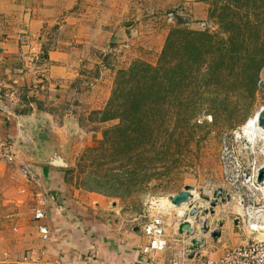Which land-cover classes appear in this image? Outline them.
Segmentation results:
<instances>
[{"label":"rangeland","instance_id":"obj_1","mask_svg":"<svg viewBox=\"0 0 264 264\" xmlns=\"http://www.w3.org/2000/svg\"><path fill=\"white\" fill-rule=\"evenodd\" d=\"M209 1L43 5L53 11L42 30L44 48L64 55L73 91L79 89L80 130L71 134L78 141L68 146L77 147V157L66 172L67 185L78 197L103 198L107 213L128 231L147 222L148 198L171 200L187 186L194 188L191 204L198 211L209 209L219 188L231 196L223 204H229L230 219L248 207L264 210V194L257 191L264 188L257 181L264 144L253 149L242 135L246 121L264 107V0ZM175 68L185 71L178 88L171 79ZM138 80L140 94L150 89L142 106L152 120L147 112L139 121L127 111L140 96L131 94ZM138 126V135H129ZM40 194L45 196L38 179L0 164V264H17L32 253L26 242L36 240L33 214ZM177 213L166 216L178 219ZM192 223L190 240L203 235Z\"/></svg>","mask_w":264,"mask_h":264},{"label":"crops","instance_id":"obj_2","mask_svg":"<svg viewBox=\"0 0 264 264\" xmlns=\"http://www.w3.org/2000/svg\"><path fill=\"white\" fill-rule=\"evenodd\" d=\"M46 3L47 0H0V135L21 152L30 146L33 151L37 146L32 144H39L43 136L77 144L78 137L71 134L80 130L79 103L75 98L79 89L73 91V75L62 64L64 55L46 50L43 45L42 30L53 15L51 9L43 6ZM21 163L40 181L50 200L46 218L33 222L36 240L26 242L28 250L33 251L24 254L37 256L44 252L45 263L60 259L64 264H169L172 251L144 254L142 247L147 240L140 227L131 231L124 228L116 214L107 213L109 206L103 198L91 194L81 198L78 191H70L65 179L68 170L34 163L26 157ZM227 209L229 204L218 205L214 217L209 219L211 223L208 221L212 231L224 222L216 241L209 235L194 236L196 240L206 239L196 251L202 257L217 258L225 249L244 247L261 239L245 225L247 209L241 217L232 219L227 216ZM171 217L166 220L167 244L176 250L187 249L190 239L177 234L178 219ZM39 225L48 228V243L41 240ZM26 238L33 239L28 231Z\"/></svg>","mask_w":264,"mask_h":264},{"label":"built area","instance_id":"obj_3","mask_svg":"<svg viewBox=\"0 0 264 264\" xmlns=\"http://www.w3.org/2000/svg\"><path fill=\"white\" fill-rule=\"evenodd\" d=\"M0 164L16 166L24 177H29L30 175L29 169L20 165L15 144L1 135ZM37 198V206L33 214V219L35 222H40L47 216V208L50 200L41 194L38 195ZM147 203L148 212L150 214L147 222L141 228V232L147 240V244L142 247V252L144 254L151 255L170 249L172 252L169 264H264V220L262 218L249 216L248 214H246L245 217V225H247L252 233L261 235V239H256L253 243L244 247L226 249L223 254L217 258H205L196 252L194 258L190 259V252L188 249L183 248L176 250L174 247H170L167 244L168 225L166 220L169 216H166V213L170 211L169 203H171V200L150 197ZM256 212L259 215L264 214V210L262 209H256ZM38 234L44 243L49 242L50 232L47 227L39 225ZM44 256V252H41L40 255L37 256L24 255L17 264H64L60 259L52 263H45L42 261Z\"/></svg>","mask_w":264,"mask_h":264},{"label":"water","instance_id":"obj_4","mask_svg":"<svg viewBox=\"0 0 264 264\" xmlns=\"http://www.w3.org/2000/svg\"><path fill=\"white\" fill-rule=\"evenodd\" d=\"M256 121L259 127L264 130V107L258 112ZM32 145L37 146V148L33 149V151L30 148L31 146L26 147L23 150L24 152H21L18 149L19 161H25L26 157L28 161L65 170L74 166L77 157V147L74 151H72L68 148V143L66 144L65 141L53 136H50V138L43 136L39 144L33 143ZM257 181L259 183L264 182V167L258 170ZM193 191L194 188L187 186L181 192L171 197L172 206L180 210L182 207L186 206L189 210L188 212L182 211L177 213V217L180 221L177 226V234L192 237L194 234L192 222L195 221L204 236L209 235L213 241H216L221 236V228L223 227L224 222H219L218 227L212 231L208 226V220L206 217L213 216L215 214V209L219 203H229L231 201V196L224 194L223 190L219 188L214 193V196L209 204V209L198 211L191 204ZM224 196L226 199H224ZM204 242L205 239L203 237L198 240L192 238L189 241L187 249L190 252V258H192L196 251L203 246Z\"/></svg>","mask_w":264,"mask_h":264},{"label":"trees","instance_id":"obj_5","mask_svg":"<svg viewBox=\"0 0 264 264\" xmlns=\"http://www.w3.org/2000/svg\"><path fill=\"white\" fill-rule=\"evenodd\" d=\"M205 1H206L207 3L210 2L209 0H205ZM212 2L215 4V3H216V0H212ZM212 7H214V6H212ZM231 8H233V6H232L231 3L228 2L227 6L225 7L226 11H230ZM211 11H212V10H211ZM211 11H210V12H211ZM211 18H216L215 12L212 13ZM195 35H196V36H199V37L202 36V34H200V33L195 34ZM204 37H205V36H204ZM194 42H197V40L191 42V44L194 43ZM170 46H171V45H170ZM192 46L194 47V45H192ZM170 48H171V47H170ZM194 48H195V49H198L197 47H194ZM168 51H169V50H168ZM168 51H167V52H168ZM189 55H190V54H189ZM190 57H191V55H190ZM196 58L198 59V56H196ZM184 73H185V71L182 70L181 68H180L179 70H178L177 68H175V72L173 73V76L171 77V79H172V81H178V82H174V85H175L176 88H178V86L180 85V83H181V76L183 77V76H184ZM174 77H175V80H174ZM141 78H142V77H141ZM141 78L139 79L140 81H141ZM142 79H143V78H142ZM139 80L136 82L137 85H139V88L133 90L132 93H131V94L133 95V97H137L138 95H140V96L138 97V99L133 100L134 103H131V104H135V103L138 101V104H137V106H135V105H131V104H130V108L127 109V111H128V113H129V115L132 116L133 119H136V118L138 117V120H139L140 117H141V118H145V117H147V115H146V112H147V113H148V119L152 120V112L149 111V110L144 109L143 106H142L144 102H147V101H148V100H146V98H148L149 96H145V95H146L145 93H146V92H147V93H150V89H149V90H145L142 94H140V92H141L144 88H141V83H140ZM176 90H177V89H176ZM137 92H138V94H137ZM133 99H134V98H133ZM177 110H181V108H178ZM104 112H105V111H104ZM107 118H108V117H107ZM107 118L104 117V120H106ZM115 118L118 119L119 117H115ZM115 118H114V119H115ZM107 120H108V119H107ZM139 121H140V120H139ZM104 122H106V121H104ZM138 125H139V124H138ZM146 125H147V124L144 125L145 128H146ZM138 129H140L139 126H138V128H137V127H134L133 129H131V130L129 131V135L132 134V133H134V134H132L133 136L138 135ZM146 129H147V128H146ZM136 138H138V136H137Z\"/></svg>","mask_w":264,"mask_h":264},{"label":"bare ground","instance_id":"obj_6","mask_svg":"<svg viewBox=\"0 0 264 264\" xmlns=\"http://www.w3.org/2000/svg\"><path fill=\"white\" fill-rule=\"evenodd\" d=\"M258 111L249 118L244 126L242 127V135L246 138V140L250 143L251 148H255V145L258 142H261L264 144V130L259 127L256 118H257ZM264 153V151H263ZM258 173V170H257ZM255 177V176H254ZM256 182V181H255ZM253 183V182H252ZM262 184V183H261ZM251 185V184H250ZM255 185V184H254ZM250 188V187H249ZM259 188V187H258ZM260 190L262 194H264V188L263 189H257ZM251 197V196H250ZM254 197V196H253ZM169 207L174 208V211L176 210L178 213L182 212V210H186L187 207H182V209H177L174 206H172L171 203H169ZM247 214L250 216L260 217L264 220V214L259 215L255 209H247ZM193 224V223H192ZM207 237V236H206ZM195 239V238H194ZM206 240V239H205Z\"/></svg>","mask_w":264,"mask_h":264}]
</instances>
